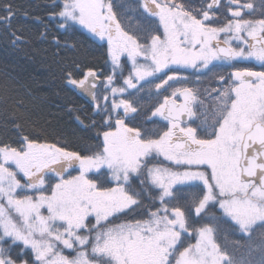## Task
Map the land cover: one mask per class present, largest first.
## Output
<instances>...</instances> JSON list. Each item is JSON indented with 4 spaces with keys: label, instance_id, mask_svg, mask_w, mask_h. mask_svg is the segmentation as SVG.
Returning <instances> with one entry per match:
<instances>
[{
    "label": "snow or ice",
    "instance_id": "snow-or-ice-1",
    "mask_svg": "<svg viewBox=\"0 0 264 264\" xmlns=\"http://www.w3.org/2000/svg\"><path fill=\"white\" fill-rule=\"evenodd\" d=\"M5 8L0 23L10 26L15 13ZM137 8L148 22L143 39L122 27L114 0L57 5L60 29L86 30L107 45L112 73L101 83L75 61L64 69L67 86L91 97L102 114V142L84 153L27 135L0 143V264H239L216 241L220 224L249 238L257 225L264 229V70L234 63L264 68V13L251 18L249 0L199 7L138 0ZM213 62L235 70L206 90L209 105L197 90L177 87L144 122L132 123L138 108L129 89L140 91L141 81L159 73L166 78L157 90L184 82L187 76L168 72H211ZM209 205L219 216H209ZM255 250L264 264V233Z\"/></svg>",
    "mask_w": 264,
    "mask_h": 264
},
{
    "label": "trees",
    "instance_id": "trees-1",
    "mask_svg": "<svg viewBox=\"0 0 264 264\" xmlns=\"http://www.w3.org/2000/svg\"><path fill=\"white\" fill-rule=\"evenodd\" d=\"M60 3L61 0H0V16L6 14V5H11L15 13L10 26L0 23V97H7V103L0 99V143L15 145L22 135H27L65 143L70 150L84 153L102 142V135H98L104 129L102 114H97L93 101L67 86L64 69L75 61L85 71L95 70L103 79L112 73L107 47L84 31L60 29L54 16ZM114 5L122 27L143 39L148 25L141 22L145 18L137 2L114 0ZM12 33L20 40L14 42ZM150 81L154 82L141 85L131 98L140 118L134 124L144 122L145 114L157 104V80ZM147 123L151 125V121ZM184 195L190 197L193 193ZM206 211L209 216L220 213L211 205ZM261 233L264 229L257 225L254 236L249 238L222 222L216 241L239 264L246 260L259 264L262 255L255 249Z\"/></svg>",
    "mask_w": 264,
    "mask_h": 264
},
{
    "label": "rangeland",
    "instance_id": "rangeland-1",
    "mask_svg": "<svg viewBox=\"0 0 264 264\" xmlns=\"http://www.w3.org/2000/svg\"><path fill=\"white\" fill-rule=\"evenodd\" d=\"M183 2L186 4V5H188V4H191V5H193V6H195V7H199V6H201L203 3H204V0H199V1H197V0H183ZM249 2H252L253 4H254V7H255V12H254V15L251 17V18H253V19H258V18H261V15H262V13H264V8H261V0H249ZM225 3V0H221V4L223 5ZM227 15V13H226V10L225 9H223V8H221V10H220V13H219V19L222 21L223 19H224V17ZM246 15H247V13H246ZM141 22H142V24H147L148 25V22L145 20V22L144 21H142L141 20ZM83 31H85L86 32V30H83ZM87 33V32H86ZM90 35V34H89ZM93 38V37H92ZM94 40H96L97 42H99V43H101V44H105L106 45V42H102V41H98L97 39H95V38H93ZM106 47H107V45H106ZM123 59L124 58H122V62H123ZM108 62L110 63V66L112 67V65H111V61H110V59H109V57H108ZM214 64H218L219 62H213ZM235 64H236V66L237 65H239V67H249L251 64H255V65H257V66H259L260 67V65L256 62V61H240V62H234ZM128 69H127V67H125V70H124V76L126 77L127 76V74H128V70L131 68V63L129 62L128 64ZM210 67H212V66H210ZM223 68H225L224 66H222ZM251 67L252 68H254L252 65H251ZM250 68V67H249ZM184 70V69H183ZM252 70H254V69H252ZM259 70H264V68H261V69H259ZM167 71V70H166ZM179 71H180V73H179ZM177 73H173V72H170L171 74H177V75H182L181 74V71L182 70H179ZM189 71H191V70H189ZM217 72H218V70H217V68L214 70V71H212L211 72V75H212V77L210 78V81H209V85H210V88L211 87H213V86H217V85H219V83H220V81L219 80H215V78L213 77L215 74H217ZM222 72H224V73H227V71H226V68L222 71ZM194 74H196V73H194ZM165 77H166V75H165ZM154 78H156V76L155 77H149V78H147L145 81H141L139 84H138V87H140L141 85H143V84H145V83H148L150 80H152V79H154ZM117 84H119V85H122V78H121V76L119 75V72L117 73V77H116V81H115ZM210 88H206L205 89V91H204V89H197V92L200 94V99L201 100H203L204 101V104L205 105H209L210 104V98L207 96V93H206V90L207 89H210ZM101 90V89H100ZM102 91L103 90H101V92L100 93H102ZM130 93H135V95H136V93H137V90H135V89H129L128 90V92L127 93H125V95L126 96H129V98L131 99L132 97H134V95H130ZM84 96H86V97H88L87 95H85L84 94ZM91 98V97H90ZM132 116H135L136 117V121L138 122L139 121V117L138 116H136L137 115V113H134V114H131ZM135 120H133L132 121V123H134V121ZM126 123H128V121L126 120ZM136 124V123H135ZM194 126H195V124H194ZM161 161H162V157L161 158H159ZM163 163H165V164H167V162L166 161H164ZM74 174H78V172H77V170H74V171H72ZM90 175H92V174H90ZM113 185H111V186H115V184L114 183H112ZM201 187H203L202 185H201ZM186 194V193H185ZM220 211V210H219ZM133 215H136V216H138L139 215V213H137V214H133ZM133 219V216H127L125 219H127L126 221H128V222H131L132 221V219ZM189 239H191V238H189ZM194 242V241H193ZM245 251V250H244Z\"/></svg>",
    "mask_w": 264,
    "mask_h": 264
},
{
    "label": "flooded vegetation",
    "instance_id": "flooded-vegetation-1",
    "mask_svg": "<svg viewBox=\"0 0 264 264\" xmlns=\"http://www.w3.org/2000/svg\"><path fill=\"white\" fill-rule=\"evenodd\" d=\"M132 1L138 3V0H132ZM197 1H199V0H197ZM216 65H218V66L214 67L213 70H212V71H214L216 68L218 70L217 74H215L213 76L215 78V80H219L218 79V76L219 75H224L225 76V79L227 80L229 74L232 71L235 70L232 66L227 65V64H222L221 65V64L218 63ZM251 65L254 68H252ZM251 65L249 67L251 69H254V70H259V69L262 68L261 66L259 67V66L255 65V64H251ZM222 66H224L226 68L227 73L222 72L225 69ZM237 67H239V65H237ZM179 70H182L181 71L182 76H187L188 79L186 81H184V82H180V81H169L168 84L164 85L162 88H160L158 90L156 88L155 89V93H156V96H157L158 99L156 101L157 104H155V106H157L160 102H162L163 97L165 95L171 96L172 91L174 90V88H177V87H190V88H193L195 90H197L199 88L200 89L202 88V89H204V91H205L206 88H210L209 81H210V78L212 77V75H211V72L212 71L211 72H206V73H196V74H194L192 71H189V70H183V69H179ZM179 73H180V71H179ZM168 74H171L170 71L168 72ZM161 78H166L165 77V73H159V74H157V76L155 78L157 80L156 84L162 82ZM155 87H156V85H155ZM165 89H167V91H165ZM176 101H177L178 104L179 103H182L181 97L180 96H177L176 97ZM154 119H158V118H154ZM190 123H193V122H190ZM74 170H76V169H69L70 172H72Z\"/></svg>",
    "mask_w": 264,
    "mask_h": 264
},
{
    "label": "water",
    "instance_id": "water-1",
    "mask_svg": "<svg viewBox=\"0 0 264 264\" xmlns=\"http://www.w3.org/2000/svg\"><path fill=\"white\" fill-rule=\"evenodd\" d=\"M100 83V81H98V84ZM99 89V87L97 88V90ZM182 103H183V97H181Z\"/></svg>",
    "mask_w": 264,
    "mask_h": 264
}]
</instances>
